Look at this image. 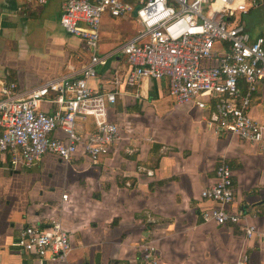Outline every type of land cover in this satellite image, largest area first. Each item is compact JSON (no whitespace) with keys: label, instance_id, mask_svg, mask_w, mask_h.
I'll return each instance as SVG.
<instances>
[{"label":"crops","instance_id":"obj_1","mask_svg":"<svg viewBox=\"0 0 264 264\" xmlns=\"http://www.w3.org/2000/svg\"><path fill=\"white\" fill-rule=\"evenodd\" d=\"M64 1L0 0V90L5 83L29 90L89 62L91 51L60 23ZM258 1L239 16L253 39L264 36V0ZM132 22L131 15L103 17L97 51L107 58L88 81L94 90L118 92L110 107V119L121 126L118 144L96 163L82 147L69 161L48 153L32 166L0 151V264H143L150 248L157 264H236L244 254L249 264H264L261 237L248 239L242 229L248 223L264 233V145L217 131L212 108L177 103L166 80L125 85L130 66L120 47L141 28ZM116 78L122 83L115 87ZM42 108L51 112L54 105ZM250 115L264 124V82ZM94 126L88 117L78 129ZM222 157L234 172L227 208L245 215L236 225L203 217L217 205L201 192L215 181ZM52 219L71 233L66 260L46 261L12 245L26 225Z\"/></svg>","mask_w":264,"mask_h":264},{"label":"built area","instance_id":"obj_2","mask_svg":"<svg viewBox=\"0 0 264 264\" xmlns=\"http://www.w3.org/2000/svg\"><path fill=\"white\" fill-rule=\"evenodd\" d=\"M258 4V0H65L60 23L68 34L82 39L91 51L90 60L80 71L29 90L18 89L16 83L2 86L0 151L10 153L15 164L32 166L48 153L69 161L82 147L96 163L102 152L118 144L121 126L110 119L118 92L94 90L88 83L107 58L97 51L105 15H131L141 27L120 47L130 66L125 85L135 87L146 78L166 80L177 103L211 107L217 131L264 145V124L250 115L252 96L264 82V36L253 39L239 21L240 14ZM121 83L114 81L115 87ZM44 103L54 109L44 110ZM88 117H93L94 129L80 132L79 121ZM58 130L64 135H57ZM234 195V172L222 157L215 181L201 192L203 199L217 204L204 210V219L218 225L240 224L245 215L227 208ZM242 229L248 239L259 236L264 243V233L255 225L245 223ZM12 245L46 261L66 260L71 233L61 220L52 219L47 225H26ZM154 251L146 250L143 264H157ZM236 264H249V256L242 255Z\"/></svg>","mask_w":264,"mask_h":264},{"label":"rangeland","instance_id":"obj_3","mask_svg":"<svg viewBox=\"0 0 264 264\" xmlns=\"http://www.w3.org/2000/svg\"><path fill=\"white\" fill-rule=\"evenodd\" d=\"M260 22H262V23L264 22V16L261 17ZM132 23H133V22H132ZM262 25H263V29H264V23H263ZM137 26L139 27V25L137 24V22L132 24V28H136ZM136 29H137V28H136ZM209 208H210V207H209Z\"/></svg>","mask_w":264,"mask_h":264}]
</instances>
